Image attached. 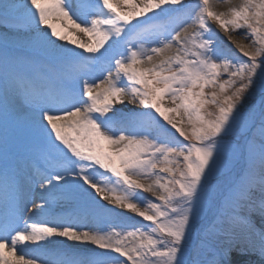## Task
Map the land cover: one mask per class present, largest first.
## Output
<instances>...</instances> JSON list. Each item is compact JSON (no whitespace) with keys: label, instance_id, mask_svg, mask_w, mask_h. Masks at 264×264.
<instances>
[{"label":"snow or ice","instance_id":"obj_1","mask_svg":"<svg viewBox=\"0 0 264 264\" xmlns=\"http://www.w3.org/2000/svg\"><path fill=\"white\" fill-rule=\"evenodd\" d=\"M0 25L32 33L48 62L26 71L0 48V124L23 123L27 109L38 137L27 182L18 167L0 169V264H207L208 238L230 229L243 246L228 243L212 264L264 258V228L240 215L254 210V190L264 194V106L243 111L264 81V0H79L76 10L0 0ZM128 104L139 111L116 108Z\"/></svg>","mask_w":264,"mask_h":264},{"label":"rangeland","instance_id":"obj_2","mask_svg":"<svg viewBox=\"0 0 264 264\" xmlns=\"http://www.w3.org/2000/svg\"><path fill=\"white\" fill-rule=\"evenodd\" d=\"M190 1V0H188ZM213 27L215 28V25H213ZM218 35H219V39L222 42V46L225 48V50H230V53H235L237 55H239L238 50L233 47L232 45L229 44V42L226 40L225 37H223V35L221 34V32L219 33L218 29H217ZM237 37L239 36V33L236 34ZM11 42V41H10ZM14 40L11 42L13 43ZM248 43V41H246ZM10 45V44H9ZM30 50H33V47L31 44H28ZM28 47L24 48V47H14V48H10V50H12V52L16 53L19 57L21 56H26V58H28V60L31 59H37V57L44 62V60H46V56L44 55H40V54H35V56H31L28 53ZM1 48V46H0ZM16 48V49H15ZM47 61V60H46ZM36 63L38 64V62H28L27 63V68L31 69V67L36 66ZM264 104V81H261V79L258 77L256 80V83L254 84L253 89L251 90V92L247 95L245 103L243 105V111L245 113L249 112L250 110H259ZM110 115H112L110 113ZM29 120H26L21 123L29 128H31L30 123L28 122ZM174 132V130H173ZM35 133V132H34ZM178 135V134H177ZM239 140V130L237 131V133L235 135L229 136L227 138V142L229 143H233V142H237ZM252 204H253V211L251 213H249V210L247 208L241 209L240 211V215H250L251 221L252 223L255 225V227L257 229H261L264 228V224L261 223L260 220V216H259V204L262 198H264V194H262L258 189L254 190L252 192ZM139 222V218H134L133 220H130L129 223H138ZM213 226V222L211 220V218L203 221L201 223V225H199L197 227V231H196V237L201 238L203 237L205 231H207L208 229H210ZM219 226V225H217ZM226 227V225H225ZM232 233H236V238L232 240L231 239V234ZM242 233H244L241 229H235L232 230L230 229L229 232L227 234H220L219 236H217L215 238V240H213V237H209V241L212 243V247H204L201 250V255H200V259H202L203 261L207 262V264H212V261L214 259L215 253L221 251L223 248L228 246V243H232L234 245H237V243L239 241H244V235H242ZM195 254V253H193Z\"/></svg>","mask_w":264,"mask_h":264},{"label":"bare ground","instance_id":"obj_3","mask_svg":"<svg viewBox=\"0 0 264 264\" xmlns=\"http://www.w3.org/2000/svg\"><path fill=\"white\" fill-rule=\"evenodd\" d=\"M187 1L188 0H185V3L186 4H190V5H194L196 3L195 0H192L190 2H187ZM233 3H239V0H233ZM177 7H179V6H177ZM219 10L220 11H226L227 10V5H222L219 8ZM186 12H187V10H186ZM173 15L175 16V15H183V14L173 13ZM72 31L76 32V35L75 36H71L70 38H72V39L80 38V39L87 40V37L84 36L83 33H79L77 30H74V29ZM221 34L228 41L227 36H225L222 32H221ZM32 35H33L32 33L25 32L23 30H15V29H12L10 27H5L3 25H0V40L3 41L4 44H9L10 41L12 42L14 40V42H13L14 47L17 46V45L26 47L29 44L28 41H29V39H30V37ZM243 42L247 43L246 41H243ZM58 43H64L67 47H75L74 45L67 44V42L58 41ZM229 44L232 45L233 47H235V45L231 44L230 42H229ZM76 50L80 51V49H76ZM39 51H40V47L36 46V49L34 50V52L35 53H41ZM42 53L45 54L44 51ZM116 108L120 109L121 111L127 112L129 109H133V106L130 105V104H128V105H116ZM133 110L139 111V109H133ZM27 112H28L27 109H22V114H27L28 115ZM5 137L6 138H5L4 141H7V144L9 145V148L11 150V148H12L11 134L10 133H6ZM33 191H34V197H35L34 200L37 203H39L40 202L39 201V196L41 194V190L39 189V187H37V188H34ZM145 195H149V194H145ZM128 215H132V214H128ZM26 218L29 219V213H26ZM242 235L245 236L244 233H242ZM230 236H231L232 240L237 239L236 238L237 237L236 233H232ZM243 244H244V241L242 240V241H239L236 246H243ZM65 246L72 247L74 250L80 251L82 253H86L88 250H90L93 247L92 245H79V244L73 245V244H71V242H66ZM28 247L30 249L33 248V247H30V246H28ZM53 247H54V249H59V248H61L63 246H61V245H53ZM35 254L36 255H40V252L37 251ZM232 260L234 262H236V264H264V258H262L258 253H255V252L249 253L247 255H237L236 253H233Z\"/></svg>","mask_w":264,"mask_h":264}]
</instances>
